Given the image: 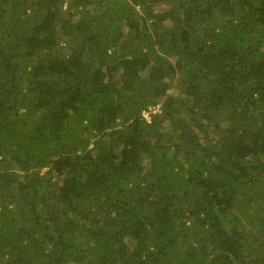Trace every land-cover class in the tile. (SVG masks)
I'll list each match as a JSON object with an SVG mask.
<instances>
[{"label":"trees","instance_id":"1","mask_svg":"<svg viewBox=\"0 0 264 264\" xmlns=\"http://www.w3.org/2000/svg\"><path fill=\"white\" fill-rule=\"evenodd\" d=\"M0 264H264V0H0Z\"/></svg>","mask_w":264,"mask_h":264},{"label":"built area","instance_id":"2","mask_svg":"<svg viewBox=\"0 0 264 264\" xmlns=\"http://www.w3.org/2000/svg\"><path fill=\"white\" fill-rule=\"evenodd\" d=\"M149 112H150V111H149ZM143 115H144V116H146V115H147V113H145V112H144V113H143Z\"/></svg>","mask_w":264,"mask_h":264}]
</instances>
